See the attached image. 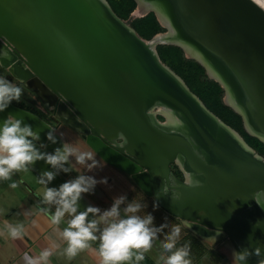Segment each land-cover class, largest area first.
<instances>
[{
    "label": "water",
    "instance_id": "1",
    "mask_svg": "<svg viewBox=\"0 0 264 264\" xmlns=\"http://www.w3.org/2000/svg\"><path fill=\"white\" fill-rule=\"evenodd\" d=\"M161 1L178 35L225 82L243 125L264 135V8L254 0ZM0 39L18 55L15 61L0 55L1 64L28 86L38 80L64 101L75 117L61 114V120L78 129L81 122L102 156L143 169L160 206L200 234L222 233L233 250L260 247L264 254V211L256 200L264 192V160L165 68L105 0H0ZM157 103L179 114L185 132L153 120L149 108ZM9 113L40 130L48 144L42 151L62 146L47 141L52 126L36 113L11 103L0 122ZM179 156L183 178L171 169ZM30 168L39 178L52 170L44 161ZM67 180L61 172L48 186ZM89 205L83 195L79 211Z\"/></svg>",
    "mask_w": 264,
    "mask_h": 264
},
{
    "label": "clouds",
    "instance_id": "2",
    "mask_svg": "<svg viewBox=\"0 0 264 264\" xmlns=\"http://www.w3.org/2000/svg\"><path fill=\"white\" fill-rule=\"evenodd\" d=\"M260 6L264 8V4ZM22 93L20 86L0 76V112H4L13 101L19 102ZM46 139L52 144L58 142L54 130L47 131ZM47 147L48 144L41 142L40 130H34L22 118L9 113L6 119L0 122V181H9L15 173L26 172L36 162L44 161L52 170L44 171L40 175L39 183L45 186L42 202L55 206V211L52 212L51 207L41 211L48 214L57 239L66 244L62 254L71 261L98 242L95 250L99 264H140L145 259V253L153 248L159 234L168 227L167 218L165 217V222L160 226H155L152 213L140 214L146 205L135 199L129 202L126 195L115 197L108 209L102 210L100 207L89 205L85 210L79 211V201L83 195L93 193L97 184H107L106 177L97 180L94 176L81 173L59 187L48 185L61 172L67 174L74 170L73 158L75 164L86 166L89 172L99 167V162L91 152L80 151L67 142L52 152L42 151ZM195 183L203 186L202 181ZM9 186L16 188L18 184L13 182ZM179 198L178 193L173 197ZM153 207L155 210L158 204ZM62 223L66 226L61 229ZM259 223L260 221H257L256 225ZM184 227H190L187 221L184 222ZM4 230L12 240L23 239L25 233L22 223L11 224L7 220L4 222ZM4 230H0V237L5 235ZM181 232V225L173 224L170 231L164 235L159 256L162 264H192L189 258L190 245L185 243L178 246ZM60 246V243L53 242L36 256L25 253L23 262L50 264L54 249H59ZM253 256L257 258L256 264H264V254L260 247L244 248L243 251L233 250L232 264H247Z\"/></svg>",
    "mask_w": 264,
    "mask_h": 264
},
{
    "label": "crops",
    "instance_id": "3",
    "mask_svg": "<svg viewBox=\"0 0 264 264\" xmlns=\"http://www.w3.org/2000/svg\"><path fill=\"white\" fill-rule=\"evenodd\" d=\"M54 131L61 143L67 142L56 129ZM91 153L100 165L91 172L86 166L75 164L74 158L72 160L77 172L80 169L83 174L94 176L97 180L107 178V184H97L93 193L84 194L91 206L105 210L111 207L115 197L126 195L129 202L135 199L146 205L140 214L152 213L155 217V226H160L165 222V217L167 218L168 227L159 234L153 248L145 253V259L140 264H162L159 260L160 245L173 224H180L182 227L178 246L185 243L190 245L189 258L192 264H232V247L226 238L222 234H200L188 221L190 227H184L186 220L171 214L153 198L147 174L143 169L136 167L134 163L128 167L122 163L110 161L100 153ZM39 180V176L29 167L26 172L15 173L9 181H0V230H4L5 220L11 224L22 223L25 229L23 239L18 240L10 239L4 230L5 235L0 237V264H24L25 253L36 256L44 248L50 247L53 242L60 243L61 246L59 249H54L50 264H99V257L95 250L98 242H95L91 249L79 253L71 261L62 254L66 244L57 239L48 214L41 211L51 207V211L54 212L55 206L42 202L45 186L40 184ZM13 182H16L18 187L11 188L9 185ZM154 204H158L155 210ZM65 226L62 223L60 228Z\"/></svg>",
    "mask_w": 264,
    "mask_h": 264
},
{
    "label": "rangeland",
    "instance_id": "4",
    "mask_svg": "<svg viewBox=\"0 0 264 264\" xmlns=\"http://www.w3.org/2000/svg\"><path fill=\"white\" fill-rule=\"evenodd\" d=\"M110 1L117 8L121 18L130 24L143 38L155 37L157 34L168 32V30L161 25L155 13L148 12L142 14L138 12L136 0ZM156 49L161 55V59L187 82L190 89L207 104L204 103L209 107H207L209 110L219 116L226 124L238 131L249 146L257 153L264 156V142L257 136L252 135L246 128V125H243L241 115L227 102L225 88L207 73V70L200 62L186 56L183 49L174 43L161 42L156 45ZM18 86L22 88L23 93L19 102L13 101L15 105L28 109L42 117L50 123V125L56 127V131L59 132L70 145L76 147L78 150L83 152L91 151L95 154H99L95 148L97 140H90L88 134L62 121L57 115H54L47 105H45L42 96L34 88H30L21 81H19ZM171 168L178 178H183L179 164L172 162ZM63 174L68 180L75 178L72 172Z\"/></svg>",
    "mask_w": 264,
    "mask_h": 264
},
{
    "label": "bare ground",
    "instance_id": "5",
    "mask_svg": "<svg viewBox=\"0 0 264 264\" xmlns=\"http://www.w3.org/2000/svg\"><path fill=\"white\" fill-rule=\"evenodd\" d=\"M105 1L109 4L108 0H105ZM136 2H137V5H138V7H137L138 12H140L142 14H146L148 12L155 13L157 18H158V20H159V22L161 23V25L168 30V32H166V33L157 34L155 37L153 36L154 38L153 37L151 39H145L144 38L146 43L154 51H157L156 45L158 43H161V42L174 43L175 45L180 46L183 49V51L185 52L186 56L194 58L196 61L200 62L202 64V66H204L205 69L207 70V73H209L210 76H212L217 82H219L222 85V87L225 88L226 93H227V102H228V104H230L232 107H234V109L239 114L242 115V111H241L240 107L234 102V100H233V98H232V96H231V94H230L225 82L221 79V77L217 74V72L208 64V62L203 57V54L192 43H190L189 41L181 38V36L178 35L177 30H176L175 26H173V24L171 22V18L169 17V14L167 13V11L165 9L164 3L161 0H136ZM255 2L257 4H259V5L264 4V0H255ZM109 6L111 7L110 4H109ZM132 29H133V31L135 33H137V31L133 27H132ZM3 45H4V42L0 39V53L1 54H9V51H7L4 48ZM157 53H158V51H157ZM158 56H159L161 62H163V65L165 66V68L169 72H171V74H173L177 79H179V81L182 82L183 86L186 87L187 90H189L201 103L204 104V102L190 89V87L185 82V80L180 75H178L171 67H169L161 59L159 53H158ZM28 83H29L30 87L34 88L42 96V98L44 99L43 101H45V103L49 107H51L54 104V102L56 100V95L53 92H51L48 88H46L40 81L34 80V81H30ZM155 106H156V108H153ZM204 106L207 108V106L205 104H204ZM60 111H61V114L63 116H65V117H68V118H74L75 117L74 112L72 111V109L64 101H61ZM149 111H151L149 113H151V117L153 118V120L157 124H159L161 127L165 128V129H168V130H171V131H184L185 132L186 124L181 119L179 114H177L175 111H173L169 107L163 105L162 103H157L156 105H152L149 108ZM209 111H211V110H209ZM156 114H161L162 116H164L166 121L162 122V121L154 119ZM213 114H214L213 116H215V118H217L218 120L219 119L222 120L215 113H213ZM226 125L229 128V130L232 132V134H234V136H236V138L244 146H246V148L248 150L252 151L259 158L264 160V156L260 155L251 146H249L238 131H236L234 128H232L228 124H226ZM244 125H246V128L248 129V131L252 135L257 136L260 140H262L264 142V135L263 134L253 130L246 122H244ZM78 127L80 129H83L84 126L80 122L78 124ZM54 129H55V127L52 126L51 130H54ZM89 138H90V140H93V141L95 140L94 136H92V135H89ZM175 163L179 164V166L181 168L182 158L180 156L177 157ZM185 177L189 181L192 180V175L189 172H185ZM256 200H257L260 208L264 211V192H258L256 194Z\"/></svg>",
    "mask_w": 264,
    "mask_h": 264
},
{
    "label": "flooded vegetation",
    "instance_id": "6",
    "mask_svg": "<svg viewBox=\"0 0 264 264\" xmlns=\"http://www.w3.org/2000/svg\"><path fill=\"white\" fill-rule=\"evenodd\" d=\"M9 54H1L0 55H3L5 57V59L9 60V61H15L16 59H18V55H17V52L13 49V48H9ZM0 75L7 78L8 80H11L13 83L19 85V81H21L22 83L24 84H27L25 81H22L20 79H17L15 76L12 75L11 71L9 70L8 68V65H3L1 64L0 62ZM31 88V87H30ZM14 104V103H13ZM45 105H47L45 103ZM47 107L51 110V112L54 114V115H57L59 118H60V115H61V111H60V103H59V99L56 98L55 100V103L49 107L47 105ZM153 108H156L153 107ZM152 109V108H151ZM150 109V110H151ZM151 112V111H149ZM151 114V113H150ZM61 119V118H60ZM154 119L156 120H159V121H166L165 117L162 116L161 114H156V116L154 117ZM163 119V120H162ZM69 124V123H68ZM56 128V127H55ZM58 129V128H57ZM172 169V168H171ZM173 171V170H172ZM173 173L175 174V172L173 171Z\"/></svg>",
    "mask_w": 264,
    "mask_h": 264
},
{
    "label": "trees",
    "instance_id": "7",
    "mask_svg": "<svg viewBox=\"0 0 264 264\" xmlns=\"http://www.w3.org/2000/svg\"><path fill=\"white\" fill-rule=\"evenodd\" d=\"M108 2H109V4L111 5V7H112V9H113V11L118 15V16H120L121 17V15L119 14V12H118V10H117V8L114 6V4L110 1V0H108ZM156 32V31H155ZM140 35V34H139ZM141 36V35H140ZM142 37V36H141ZM148 37H150V36H148ZM146 39H149V38H146ZM151 39V38H150ZM160 55V54H159ZM160 57H161V55H160ZM162 58V57H161ZM163 60V59H162ZM186 82V81H185ZM187 83V82H186ZM189 86V85H188ZM190 87V86H189ZM204 102V101H203ZM205 103V102H204ZM206 104V103H205ZM207 105V104H206ZM208 107V106H207ZM209 108V107H208Z\"/></svg>",
    "mask_w": 264,
    "mask_h": 264
}]
</instances>
